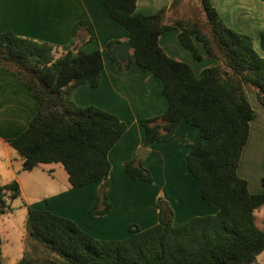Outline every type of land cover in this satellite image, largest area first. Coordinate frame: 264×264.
<instances>
[{
  "label": "trees",
  "instance_id": "1",
  "mask_svg": "<svg viewBox=\"0 0 264 264\" xmlns=\"http://www.w3.org/2000/svg\"><path fill=\"white\" fill-rule=\"evenodd\" d=\"M136 1L101 0L108 17L127 32L130 58L124 63L117 59L116 41L105 45V54L114 70L126 72L134 62L162 84L167 106L161 115L140 120L141 148L170 140L181 120L195 127L185 166L199 196L214 213L173 225L171 209L158 196L156 225L145 230L129 225L126 238L100 241L69 219L27 207V232L61 264H254L264 253V230L255 224V212L264 207V174L261 192L250 194L237 168L253 118L246 91L254 92L264 114V56L254 50L248 36L223 23L209 0H196L204 22L177 18L170 24L165 9L135 14ZM178 1L173 0L171 7ZM172 29L194 59H200L193 44L197 41L207 57L220 65L202 69L196 78L187 64L167 57L158 39ZM69 37V44L60 47L9 31L0 34V68L17 77L37 101L27 129L9 146L23 171L60 164L70 189L100 181L106 191L107 154L126 126L99 108L78 107L71 101V92L78 86H98L102 59L98 50L73 51L77 42L93 40L87 22H75ZM123 170L131 180L153 183L136 159L125 162ZM19 195L15 181L0 186V215L10 211L3 197L13 200ZM110 208L105 193L95 195L88 215L102 217Z\"/></svg>",
  "mask_w": 264,
  "mask_h": 264
},
{
  "label": "crops",
  "instance_id": "2",
  "mask_svg": "<svg viewBox=\"0 0 264 264\" xmlns=\"http://www.w3.org/2000/svg\"><path fill=\"white\" fill-rule=\"evenodd\" d=\"M172 1L137 0L135 14L152 15L165 9L167 24L182 18L183 11L193 17L190 11H186L187 6H195L191 0H182L175 7H171ZM209 2L228 28L248 36L254 50L264 56V0ZM81 20L89 24L93 40L88 43L77 42L73 51L77 48L85 53L98 50L102 69L98 86H78L71 92V101L78 107L99 108L126 126L123 135L107 154L110 170L107 189L102 194L105 193L111 208L102 217L88 215L95 195H99L97 192L102 188L100 181L70 189L66 173L57 178L56 174L61 170L51 166L56 164L39 165L30 171L22 170L21 160L9 143L27 129L36 112L37 101L17 77L2 68L0 186L15 181L19 187V198L26 208L48 211L69 219L83 232L100 241L126 238L129 225L135 224L140 230L156 225L157 196H161L171 209L173 225L182 224L191 217L213 214L214 211L199 196L197 185L185 166L188 146L196 134L195 127L181 120L170 140L152 143L146 148L148 154L145 158L136 153L145 149L141 148L144 133L140 120L161 115L167 102L161 93L160 80L149 70L134 62L126 72L113 69L105 54V45L109 41L126 42L128 34L108 17L101 0H0V34L9 31L21 38L61 47L69 44L71 26ZM177 34L178 31L174 29L164 32L158 39L159 47L167 57L187 64L194 77L197 78L204 68L220 65L218 60L207 57L197 41H193V44L200 59H194L191 52L179 43ZM249 104L253 109V118L249 122L247 142L237 168V175L243 179L246 176V157L258 160L262 168L264 162V114L259 104ZM132 159L149 171L158 189L125 175L123 164ZM247 188L250 194L261 192V186L260 189H252L247 183ZM41 254L45 255V264H61L58 258L32 239L28 248L24 246L23 254L3 252L0 247V264H19L23 260L26 264H34Z\"/></svg>",
  "mask_w": 264,
  "mask_h": 264
},
{
  "label": "rangeland",
  "instance_id": "3",
  "mask_svg": "<svg viewBox=\"0 0 264 264\" xmlns=\"http://www.w3.org/2000/svg\"><path fill=\"white\" fill-rule=\"evenodd\" d=\"M181 1L182 0L178 1V5L179 3H181ZM184 1H188V0H184ZM191 4L195 5L194 8L193 5L191 6V8L187 6L186 11H190L193 17L190 16L189 14H186L187 12L183 11L182 18L191 21L197 20L200 23L204 22L205 18L201 11V8L198 5V2L196 0H191ZM245 94L248 102L250 101L253 105L258 104L255 100L254 92L246 91ZM138 151L136 153H138ZM245 162H246L245 163L246 170L244 169V171L246 172L245 173L246 176L244 180L247 181L248 186L251 187L252 189L254 187L260 189V177L263 174L262 165L259 163L258 160L254 161L253 159L248 157H246ZM51 166L60 168L61 171L57 172L56 174L57 178L61 176L62 177L65 176V172L62 169L61 165L56 164ZM152 181L153 183L149 184V186H151L153 189L154 188L158 189L157 184L155 180H153V178ZM99 191L100 188L98 192ZM3 199L5 200L6 204L10 206V211H6L5 213L0 215V245H1L0 247L3 252H10L13 253L14 255L19 253L23 254L24 246L26 245V247L28 248L31 240V237L27 232L28 231L27 220H26L27 208L25 207L24 202L19 197L13 200H9L7 196H5L3 197ZM255 224L259 229L264 230V207L260 208L258 211L255 212ZM22 257L23 255L21 256V258ZM44 257L45 255L41 254L40 259H38L37 262L34 264H45ZM26 260L27 258L25 259V261ZM254 264H264V253L260 254L256 258Z\"/></svg>",
  "mask_w": 264,
  "mask_h": 264
},
{
  "label": "water",
  "instance_id": "4",
  "mask_svg": "<svg viewBox=\"0 0 264 264\" xmlns=\"http://www.w3.org/2000/svg\"><path fill=\"white\" fill-rule=\"evenodd\" d=\"M113 51L117 59L121 62L124 63L130 58L129 54V47L126 42H119L114 45ZM141 158H145L148 154V151L146 149H140L137 153ZM104 191L103 188H100V191L98 192L99 195L102 194Z\"/></svg>",
  "mask_w": 264,
  "mask_h": 264
}]
</instances>
